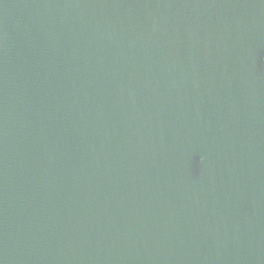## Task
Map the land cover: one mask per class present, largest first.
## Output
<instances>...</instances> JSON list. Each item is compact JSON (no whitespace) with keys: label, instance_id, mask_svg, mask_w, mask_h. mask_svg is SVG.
<instances>
[{"label":"water","instance_id":"water-1","mask_svg":"<svg viewBox=\"0 0 264 264\" xmlns=\"http://www.w3.org/2000/svg\"><path fill=\"white\" fill-rule=\"evenodd\" d=\"M0 264H264V0H0Z\"/></svg>","mask_w":264,"mask_h":264}]
</instances>
